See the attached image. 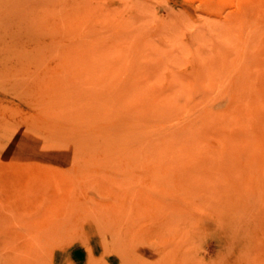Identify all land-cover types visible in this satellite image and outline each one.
I'll return each mask as SVG.
<instances>
[{
  "label": "rangeland",
  "instance_id": "rangeland-1",
  "mask_svg": "<svg viewBox=\"0 0 264 264\" xmlns=\"http://www.w3.org/2000/svg\"><path fill=\"white\" fill-rule=\"evenodd\" d=\"M0 264H264V0H0Z\"/></svg>",
  "mask_w": 264,
  "mask_h": 264
},
{
  "label": "bare ground",
  "instance_id": "bare-ground-1",
  "mask_svg": "<svg viewBox=\"0 0 264 264\" xmlns=\"http://www.w3.org/2000/svg\"><path fill=\"white\" fill-rule=\"evenodd\" d=\"M241 122V121H240ZM247 122V121H246ZM245 122V123H246ZM244 123V124H245ZM237 125V124H236ZM240 125V124H239ZM246 125H247V123H246ZM246 125H244L245 127H244V131H246L247 132V130L246 129H248L247 127H246ZM246 128V129H245ZM120 129V128H119ZM124 128H122L121 130H120V132L122 133V134H118V133H116V132H113L114 133V135H118V136H114V137H112V139L110 140V142L108 143V145H107V148H110V147H114V146H117V145H121V144H123V143H126L127 141H129L128 139L130 138V137H134V134H135V131H137V132H139V130H133V131H128V130H123ZM141 131H143V130H141ZM119 132V131H118ZM119 132V133H120ZM137 135V134H136ZM240 136V135H239ZM249 140V139H248ZM247 140V141H248ZM249 142V141H248ZM129 143V142H128ZM249 144H250V142H249ZM253 145V142L251 143V146ZM249 146V145H248ZM81 150V149H80ZM107 151V150H106Z\"/></svg>",
  "mask_w": 264,
  "mask_h": 264
}]
</instances>
